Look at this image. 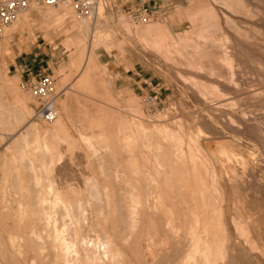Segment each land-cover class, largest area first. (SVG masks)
<instances>
[{
  "label": "rangeland",
  "instance_id": "rangeland-1",
  "mask_svg": "<svg viewBox=\"0 0 264 264\" xmlns=\"http://www.w3.org/2000/svg\"><path fill=\"white\" fill-rule=\"evenodd\" d=\"M92 1L97 15L79 14L73 0L32 6L0 34V264L58 263L47 211L60 227L110 234L121 250L115 264H206L202 252L185 262L193 233L203 236L201 248L211 247L212 264H264V0ZM143 8L154 17L134 20ZM22 13L31 18L7 37ZM122 20L132 28L164 23L174 36L186 31L179 47L187 51L167 58ZM39 33L54 44L43 73L55 78L59 115L67 101L72 118L49 135L50 149L25 129L55 120L35 116L37 102L11 67ZM87 55L96 67L83 84ZM4 82L28 97L30 112L17 110ZM167 131L182 136L183 153L199 157L171 156Z\"/></svg>",
  "mask_w": 264,
  "mask_h": 264
},
{
  "label": "bare ground",
  "instance_id": "bare-ground-1",
  "mask_svg": "<svg viewBox=\"0 0 264 264\" xmlns=\"http://www.w3.org/2000/svg\"><path fill=\"white\" fill-rule=\"evenodd\" d=\"M70 0H68L67 2H69ZM66 2V3H67ZM73 2L75 3L74 5L77 6L78 2L76 0H73ZM94 1L92 0H82L81 3L83 5L89 6L90 4L93 3ZM65 4V3H64ZM98 12V7H96L94 14L97 15ZM88 13H92L93 12L91 10H89ZM95 16V15H94ZM31 18L29 13H22V15H20V21L16 22L11 28L6 30V36L9 37V35H11L15 30L20 29L21 24L26 23L29 19ZM122 19V18H121ZM122 25H124L126 28L125 30L127 32H129V34L131 33H135L136 37L139 38L140 41H142L144 44L149 45L150 47H152L157 53L164 55L165 57L171 53L174 49V53L177 49H181V51L184 50V52H186V49H182L183 46L185 45H180L179 44H184L183 42L189 40V33H187L185 31V33H182L180 35L174 36L172 35V33L169 31V28L166 24L164 23H154V25H145V26H134V28H132V25H128L126 24L125 20H122ZM167 23V22H166ZM10 26V25H9ZM123 26V27H124ZM125 33V32H124ZM193 33V32H192ZM134 34V36H135ZM133 35V34H132ZM192 35V34H191ZM78 40V39H77ZM81 40V39H80ZM82 41V40H81ZM1 41H0V51H2V45H1ZM74 44H79V46L77 45V50L75 51L74 55L76 56V59L79 58L80 53H81V47H82V43L79 42H75ZM81 45V46H80ZM182 46V48H181ZM195 48V47H194ZM198 48V46H197ZM186 50V51H185ZM178 51V50H177ZM180 51V52H181ZM190 51V50H189ZM173 53V52H172ZM191 53V51H190ZM189 53V54H190ZM197 53V52H196ZM184 53H182L181 55H183ZM195 54V53H194ZM176 55V54H175ZM180 55V53L178 52V56ZM196 55V54H195ZM194 55V56H195ZM92 56V55H91ZM90 55L86 56V61H84V68H83V74L81 76V83L85 84L88 83L89 80L93 77V75L95 74L94 72V61L92 60V57ZM171 56V55H170ZM95 58V57H93ZM168 58V56H167ZM166 58V59H167ZM173 58V57H172ZM74 60H76L73 57ZM170 59V58H169ZM168 59V60H169ZM215 60V59H214ZM106 66V65H104ZM102 66V67H104ZM211 66V65H210ZM96 67V66H95ZM98 70V69H97ZM106 74H109L108 69L105 67L104 69H102ZM96 71V69H95ZM218 71V70H217ZM102 72V71H101ZM103 72V73H104ZM108 72V73H107ZM104 75V74H102ZM110 75V74H109ZM100 77V76H99ZM108 79L111 80V78H109V76H106ZM223 78V77H222ZM14 85V84H12ZM11 83L8 82H4V86L6 88H8V90H10V92L12 93V95L15 96V102L18 104L19 109H17L19 112L21 111H27L30 112L31 109L28 105V97L23 94L22 92L18 91L16 87L12 88ZM16 88V89H15ZM67 101H64L63 107H62V113L60 115H58V117L56 118V120L54 121L53 125L51 127H47V128H42V127H36L34 124L30 123L26 129H25V133L27 136L32 135L35 136L36 142L37 141H42L43 147L45 146L46 148L50 149L52 147L53 144L49 143V135L50 134H58L59 132H63L65 130L68 129V125L70 122H72V118H71V113L69 111L68 108V104L66 103ZM127 102L130 104H134V107H137L136 100L133 98H129L127 100ZM133 106V105H132ZM61 111V110H60ZM18 112V113H19ZM21 114V113H19ZM22 115V114H21ZM21 117V116H20ZM156 123V120H153ZM152 122V121H151ZM28 124V123H27ZM128 121H124V129L128 130L129 133L126 134V141L128 144H130L131 142L133 143V140H136V137H134V134L131 132L130 127H128ZM153 124V123H152ZM142 126H144L143 124H141ZM155 125V124H154ZM155 127L160 128V126L157 124ZM141 128V127H140ZM155 129V128H154ZM24 133V134H25ZM169 134L168 137H170L169 140V154L172 156H178V155H182V156H188L189 159H194V155L196 153L195 150L193 152L192 150H189L188 152L183 153V141H182V136L179 134H174L171 132H168ZM26 135H23L24 137ZM167 140V141H168ZM40 141V142H41ZM130 142V143H129ZM193 142V141H192ZM192 142L190 144H192ZM39 143V142H38ZM168 143V142H167ZM38 145V144H37ZM197 145V144H196ZM194 148V146H193ZM195 149V148H194ZM197 149H199L198 145H197ZM187 151V150H186ZM200 152V151H199ZM177 154V155H176ZM197 155V154H196ZM198 156V155H197ZM201 156V155H200ZM180 157V156H179ZM199 157V156H198ZM187 158V157H186ZM173 159V158H172ZM177 159V158H175ZM180 159V158H179ZM129 162H132L131 159L128 160ZM198 166H196L197 168ZM200 167V165H199ZM179 168V167H178ZM200 170V169H199ZM66 190V189H65ZM56 201H57V205H60V203L62 202H58L60 200V197H58V195H56ZM41 201H45V198H41ZM63 200V199H62ZM47 201V200H46ZM54 201V203L56 202ZM61 201V200H60ZM48 202V201H47ZM52 202V201H51ZM64 202V201H63ZM65 203V202H64ZM54 204V205H56ZM62 207L67 210L69 207L64 206V204L62 203ZM120 205V204H119ZM43 207V206H42ZM54 207V206H53ZM118 207V206H117ZM50 208V207H49ZM84 208V207H83ZM80 208L78 214H75V220L80 222V216H82L84 213V209ZM136 207H134L135 209ZM23 209V208H22ZM44 209V208H43ZM52 209V208H51ZM65 209H63L62 214L65 213ZM45 210V209H44ZM83 210V211H82ZM136 210V209H135ZM70 211V210H69ZM134 211V210H132ZM130 214H128L129 216H127L128 218H131L132 221L134 219V212H132ZM68 212V211H67ZM128 212V211H127ZM24 213V212H23ZM39 213V212H38ZM53 212L50 213V211H47V213H45L46 215L45 218L47 220V225L50 226V228H52V232L50 233V235L53 237V243H55L54 245V250L57 251V264H115L116 259L118 258L119 254H120V247L118 245V243H116L112 238L111 235L108 234L107 228L104 230L106 232V234L110 235H103L101 236L100 234L98 235L97 238H91L88 233L82 231L83 229H79L81 225H77L79 226V228L76 226L74 228L68 229V227H66V224L62 227H60V225L58 224V219L56 217L55 214H52ZM56 213V212H55ZM69 213V212H68ZM68 213H66L65 215H67ZM137 213V212H136ZM60 214V215H62ZM71 214V213H70ZM73 214V213H72ZM69 215V214H68ZM42 216V215H41ZM71 216V215H70ZM70 216H67L68 219H70ZM73 216V215H72ZM85 216V215H84ZM59 217V216H58ZM121 217V216H120ZM38 218V217H37ZM40 218V217H39ZM86 218V217H85ZM84 218V220H85ZM42 219V218H41ZM63 219V218H62ZM122 219V218H121ZM123 221V220H122ZM121 221V222H122ZM39 222V221H38ZM88 224V223H86ZM70 225V223H69ZM75 225V224H74ZM112 225V224H111ZM86 226V225H85ZM92 226V225H91ZM70 227V226H69ZM84 227V226H81ZM93 227V226H92ZM119 228V227H118ZM194 228V226H193ZM86 229V228H85ZM91 229V228H90ZM100 229V228H99ZM111 229L113 230L114 227H111ZM116 229V228H115ZM196 229V228H195ZM101 230V229H100ZM112 230H110L112 232ZM192 230V229H189ZM32 231V230H31ZM43 231V230H42ZM98 231V230H97ZM197 231V230H195ZM50 232V231H49ZM94 232V231H93ZM43 233V232H42ZM98 233V232H97ZM198 233V232H197ZM94 234V233H93ZM112 234V233H111ZM194 234V235H193ZM192 237L196 236L197 239L192 241L191 244V250L189 251V253H187L186 256V261L185 262H193L196 258V255L199 252L203 253V256H205V263L206 264H212L209 262V253L211 252V247L207 248V249H203L200 246V243H202V238L200 237V233L196 234L193 233ZM114 235V233H113ZM112 235V237H113ZM38 236V235H37ZM190 236V235H189ZM191 237V238H192ZM189 238V237H188ZM39 239V238H38ZM27 240V239H26ZM52 240V239H51ZM128 240V239H126ZM42 241V239H41ZM43 242V241H42ZM41 242V243H42ZM190 243V242H189ZM44 244V243H42ZM27 248V247H26ZM46 250V249H45ZM123 250V249H122ZM189 250V249H188ZM44 253V252H43ZM124 256V255H123ZM125 257V256H124ZM50 261V260H49ZM32 264V263H31Z\"/></svg>",
  "mask_w": 264,
  "mask_h": 264
},
{
  "label": "built area",
  "instance_id": "built-area-1",
  "mask_svg": "<svg viewBox=\"0 0 264 264\" xmlns=\"http://www.w3.org/2000/svg\"><path fill=\"white\" fill-rule=\"evenodd\" d=\"M68 0H0V34L4 27L11 25L18 15L31 8L32 6H58L66 3ZM78 2L79 14L88 13L91 10L95 12L98 6L96 1L89 6L83 5L82 0ZM92 14V13H90ZM154 12L148 9H137L131 14L136 21L147 22L154 17ZM20 87L29 93L37 102L35 116L39 119L52 122L59 115L57 99L59 93L56 89L55 78L48 73L31 74L20 82ZM151 98H148V101Z\"/></svg>",
  "mask_w": 264,
  "mask_h": 264
},
{
  "label": "crops",
  "instance_id": "crops-1",
  "mask_svg": "<svg viewBox=\"0 0 264 264\" xmlns=\"http://www.w3.org/2000/svg\"><path fill=\"white\" fill-rule=\"evenodd\" d=\"M53 52L54 44L44 34L39 33L36 41L26 42L22 46L21 52L11 61V67L22 79L27 78L31 74H37L49 69V60L52 59ZM134 75L135 73L132 74V76ZM130 77L128 76V79Z\"/></svg>",
  "mask_w": 264,
  "mask_h": 264
}]
</instances>
